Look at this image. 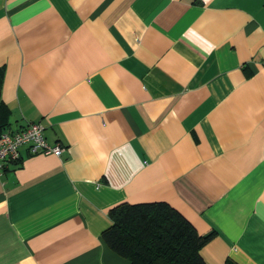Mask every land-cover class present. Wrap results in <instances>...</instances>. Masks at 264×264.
Returning <instances> with one entry per match:
<instances>
[{"label":"crops","instance_id":"0c3cea01","mask_svg":"<svg viewBox=\"0 0 264 264\" xmlns=\"http://www.w3.org/2000/svg\"><path fill=\"white\" fill-rule=\"evenodd\" d=\"M0 109L61 148L0 176V264H130L108 211L152 202L264 264V0H0Z\"/></svg>","mask_w":264,"mask_h":264},{"label":"trees","instance_id":"16d2710c","mask_svg":"<svg viewBox=\"0 0 264 264\" xmlns=\"http://www.w3.org/2000/svg\"><path fill=\"white\" fill-rule=\"evenodd\" d=\"M5 120L0 113V134ZM108 217L112 226L102 234L103 240L130 264H205L199 251L213 233L199 235L165 202L121 203L108 211ZM225 264L235 263L226 260Z\"/></svg>","mask_w":264,"mask_h":264},{"label":"built area","instance_id":"2783aa9c","mask_svg":"<svg viewBox=\"0 0 264 264\" xmlns=\"http://www.w3.org/2000/svg\"><path fill=\"white\" fill-rule=\"evenodd\" d=\"M26 147L29 155L61 154L59 146H48L44 138V127L39 123H31L26 127L0 134V176L9 165L20 160V149Z\"/></svg>","mask_w":264,"mask_h":264}]
</instances>
